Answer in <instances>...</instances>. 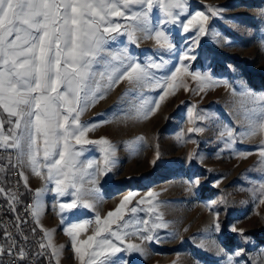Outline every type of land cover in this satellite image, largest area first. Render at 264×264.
Wrapping results in <instances>:
<instances>
[{"label":"snow or ice","instance_id":"6c2138e0","mask_svg":"<svg viewBox=\"0 0 264 264\" xmlns=\"http://www.w3.org/2000/svg\"><path fill=\"white\" fill-rule=\"evenodd\" d=\"M154 9L161 13L155 23ZM223 11L215 5L190 10L189 0H0V175L18 171L28 191L31 189L25 168L45 180L43 188L35 189L33 204L24 208L25 214H31L43 233L39 239L36 227L30 229L31 235L25 232L29 221L17 208L22 193L0 186L7 211L15 214L10 227L0 225V264H5V257L9 258L7 264H36L40 258L52 257H56L59 264L58 249L51 238L54 230H46L40 224L41 197L51 191L56 197L70 198L59 203L61 224H64L65 212L94 208L97 181L113 170L115 147L106 137L88 139L87 133L95 130L99 123L82 122L81 115L105 99L109 90L127 81L130 88L124 95L132 93L141 100L133 106V118L148 119L159 109L160 102L169 94L174 95L177 88L189 90L184 76H191L200 91L219 86L220 82L210 74L190 71L185 61L196 59L191 53L201 37L218 39L219 34L210 31L209 21L221 17ZM169 25H178L185 33L193 31V46L180 54V64L171 75L158 77L156 71L164 69L169 61L162 55L158 58L150 55L146 62H138L130 54L128 44L138 47L141 40H152L159 50L171 53L175 46L165 31ZM121 37H126L127 43L117 46ZM224 86L228 87L227 82ZM147 87H158L162 94L155 100L145 99L143 92L137 90ZM241 95L247 97L253 107L244 111L247 128L238 134L239 139L264 134V95L258 96L248 89ZM194 107L188 108L190 119ZM195 118L203 120L208 115L198 114ZM188 131L204 129L193 127ZM218 135L228 149L237 143V134L228 126ZM142 140L143 137L138 138ZM135 144L136 141L128 144L133 152ZM76 145L81 148L77 150ZM83 145L101 146L103 166L96 160L81 159ZM251 154L240 152L238 156L247 158ZM258 155V164L264 167V140L258 146ZM159 156L157 151L156 159L151 161L153 165ZM188 160L203 161L204 156L193 152L189 153ZM49 183L54 185L50 189ZM192 183L198 185L200 181L197 178ZM259 191L257 203L264 205V182L259 184ZM135 195L129 192L103 219L97 213L92 235L86 239L78 240V237L87 232L92 220H79L64 228L80 264H130L124 254L145 256L146 243L159 242L155 230L167 227L162 214L156 217L161 222L150 227L148 220L133 224L131 219H125L124 210ZM147 195L152 197L153 193ZM143 202L142 198L136 204ZM137 206L131 207L130 212L136 213ZM207 207L211 209L212 205ZM147 211L152 213L155 208L149 207ZM213 230L221 231L219 213L215 214ZM229 231L243 237L246 243L249 241L244 229L232 225ZM198 246L203 248V241ZM242 255L243 248L236 250L235 256ZM227 264H233V256L227 257Z\"/></svg>","mask_w":264,"mask_h":264},{"label":"rangeland","instance_id":"374dc122","mask_svg":"<svg viewBox=\"0 0 264 264\" xmlns=\"http://www.w3.org/2000/svg\"><path fill=\"white\" fill-rule=\"evenodd\" d=\"M189 3L190 10H204V5L224 9L222 18L209 21L210 31L218 33V39L201 37L191 53L196 59L185 61L190 71L210 74L220 82L219 86L200 91L191 76H184L188 91L177 88L174 95L169 94L160 102L159 109L150 118L135 119L132 110L141 102L140 97L132 93L124 95L130 85L122 81L107 92L105 99L81 115L82 122L99 123L95 130L87 133V138L106 137L115 147V165L106 177L97 181L94 208L65 212L64 224L58 214L59 203L70 198L56 197L51 191L42 195L40 224L46 230H54L51 238L58 249L59 264H80L64 228L90 219L93 224L78 237V240L86 239L92 235L96 214L105 218L129 192L136 195L124 210L126 220L131 219L133 224L148 220L150 227L161 222L156 217L162 214L167 224L166 228L155 230L159 242L146 243L147 255L124 254L130 264H227L228 256H233V264H264V205L257 203L261 195L259 184L264 182V167L258 164V146L264 134L243 140L238 135L247 128L244 111L253 107L241 92L248 89L258 96L264 95V0H189ZM160 15L159 10L154 9V23ZM165 31L175 46L171 53L159 50L152 40H141L138 47L128 44L130 54L138 62H146L150 55L157 58L162 55L169 61L164 69L153 70L158 77L171 75L180 64V54L193 46V31L185 33L178 25L166 26ZM126 43V37H121L117 46ZM140 91L145 99L151 100L162 94L158 87L137 90ZM193 105L190 119L188 108ZM198 114H207L208 118L196 119ZM224 126L237 134V143L232 149L226 148L219 138L218 133ZM193 127L204 131L189 133L188 129ZM139 137L143 140L138 141ZM133 141H136L135 152L128 147ZM75 147L81 148L80 145ZM83 149L82 160H96L103 166L104 153L100 145H83ZM157 151L160 156L153 165L151 161L156 159ZM193 152L204 156V160L190 162L188 155ZM240 152L252 154L240 158ZM24 171L30 188L44 187L45 180L27 168ZM197 178L200 183L193 185ZM53 186L48 184L49 189ZM149 192L153 193L152 197H148ZM142 198L144 202L137 206L136 202ZM209 204L211 209L207 207ZM133 206L138 208L136 213L130 212ZM149 207H154L155 211L149 213ZM141 208L144 211H140ZM216 213H219L220 232L213 230ZM232 225L244 229L249 238L247 243L243 237L229 231ZM112 227L115 230L116 223ZM130 239L138 242L135 237ZM201 241L203 248L198 246ZM60 245L64 247L60 249ZM241 248L244 255L235 256L236 250Z\"/></svg>","mask_w":264,"mask_h":264},{"label":"built area","instance_id":"2783aa9c","mask_svg":"<svg viewBox=\"0 0 264 264\" xmlns=\"http://www.w3.org/2000/svg\"><path fill=\"white\" fill-rule=\"evenodd\" d=\"M0 186H4L6 188H11L14 191H18L22 193L20 196L21 203L17 205L19 213L29 221V224L25 226V232L26 234H30V229L32 227L37 228L36 238L39 239L43 236V233L41 232L39 226L35 225L34 218L31 216L30 213L25 214L24 208L25 206H31L33 204L34 198H35V190L30 188L31 191L26 190L23 187V180H21L19 176L18 171H11L8 175H0ZM0 225H7L11 226L12 221H14L15 214L7 211V205L5 203V199L3 196H0ZM49 216V215H48ZM44 228V227H43ZM45 229V228H44ZM2 242V240H0ZM46 242V241H45ZM51 250H49L50 253ZM9 258L5 257V264H7ZM36 264H57V261L54 257L51 259H45L40 258L38 261H36Z\"/></svg>","mask_w":264,"mask_h":264},{"label":"crops","instance_id":"0c3cea01","mask_svg":"<svg viewBox=\"0 0 264 264\" xmlns=\"http://www.w3.org/2000/svg\"><path fill=\"white\" fill-rule=\"evenodd\" d=\"M46 227V226H45Z\"/></svg>","mask_w":264,"mask_h":264}]
</instances>
